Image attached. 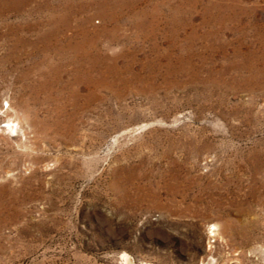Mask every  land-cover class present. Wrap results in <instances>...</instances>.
<instances>
[{"label":"rangeland","instance_id":"rangeland-1","mask_svg":"<svg viewBox=\"0 0 264 264\" xmlns=\"http://www.w3.org/2000/svg\"><path fill=\"white\" fill-rule=\"evenodd\" d=\"M0 264H264V0H0Z\"/></svg>","mask_w":264,"mask_h":264},{"label":"bare ground","instance_id":"bare-ground-1","mask_svg":"<svg viewBox=\"0 0 264 264\" xmlns=\"http://www.w3.org/2000/svg\"><path fill=\"white\" fill-rule=\"evenodd\" d=\"M11 124H12V123H11ZM11 124L8 125V127H10V129H9L10 131L13 130V129H14V126H15V124H14V126L11 125ZM5 127H7V126H5ZM15 130H16V129H15ZM15 130H13V131H15ZM125 256H126V255H125ZM124 258H125V257H124ZM124 263H125V262H124Z\"/></svg>","mask_w":264,"mask_h":264}]
</instances>
